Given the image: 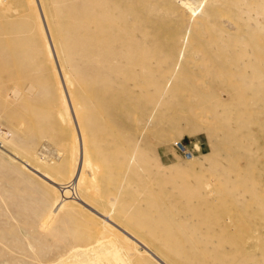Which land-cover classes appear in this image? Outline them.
<instances>
[{
  "label": "rangeland",
  "instance_id": "rangeland-1",
  "mask_svg": "<svg viewBox=\"0 0 264 264\" xmlns=\"http://www.w3.org/2000/svg\"><path fill=\"white\" fill-rule=\"evenodd\" d=\"M103 241L264 264V0H0V264Z\"/></svg>",
  "mask_w": 264,
  "mask_h": 264
},
{
  "label": "bare ground",
  "instance_id": "bare-ground-1",
  "mask_svg": "<svg viewBox=\"0 0 264 264\" xmlns=\"http://www.w3.org/2000/svg\"><path fill=\"white\" fill-rule=\"evenodd\" d=\"M12 155L14 156V158H19L17 153H14ZM36 171H38V170H36ZM45 177L48 178L49 176L46 174ZM93 251L95 252V257H93V258L90 257L88 259H86V257H85L84 264H129V262H130L129 258L126 257L124 255V253L122 252V249L117 247L116 244H114L112 242H110V243L104 242V241L99 242L98 244H96L95 247H93ZM91 256H92V252H91ZM62 260H64V259H62ZM69 261H72V260L69 259ZM76 261H77V259H76ZM76 261H75V263H76ZM82 261H80V262H82ZM67 262H68V260H67ZM67 262H65V264H70V262H68V263ZM78 263H76V264H78Z\"/></svg>",
  "mask_w": 264,
  "mask_h": 264
},
{
  "label": "built area",
  "instance_id": "built-area-1",
  "mask_svg": "<svg viewBox=\"0 0 264 264\" xmlns=\"http://www.w3.org/2000/svg\"><path fill=\"white\" fill-rule=\"evenodd\" d=\"M174 145L177 147L178 150L183 151L184 145L181 142L176 141L174 142Z\"/></svg>",
  "mask_w": 264,
  "mask_h": 264
}]
</instances>
